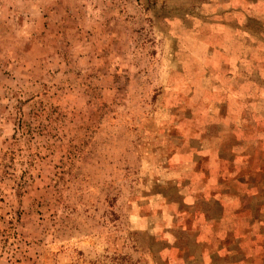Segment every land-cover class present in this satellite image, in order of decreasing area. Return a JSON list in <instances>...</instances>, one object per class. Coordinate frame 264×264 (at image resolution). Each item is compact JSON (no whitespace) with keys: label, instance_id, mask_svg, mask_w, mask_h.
<instances>
[{"label":"rangeland","instance_id":"obj_1","mask_svg":"<svg viewBox=\"0 0 264 264\" xmlns=\"http://www.w3.org/2000/svg\"><path fill=\"white\" fill-rule=\"evenodd\" d=\"M0 264H264V0H0Z\"/></svg>","mask_w":264,"mask_h":264}]
</instances>
